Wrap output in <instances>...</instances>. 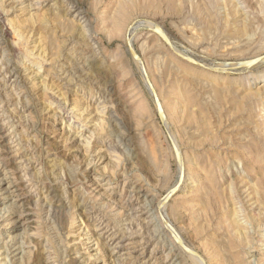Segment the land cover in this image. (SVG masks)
Instances as JSON below:
<instances>
[{
  "label": "rangeland",
  "instance_id": "374dc122",
  "mask_svg": "<svg viewBox=\"0 0 264 264\" xmlns=\"http://www.w3.org/2000/svg\"><path fill=\"white\" fill-rule=\"evenodd\" d=\"M0 215V264H264V0H0Z\"/></svg>",
  "mask_w": 264,
  "mask_h": 264
},
{
  "label": "bare ground",
  "instance_id": "6f19581e",
  "mask_svg": "<svg viewBox=\"0 0 264 264\" xmlns=\"http://www.w3.org/2000/svg\"><path fill=\"white\" fill-rule=\"evenodd\" d=\"M1 34H2V36H4V35L6 36V35H8V32H6V30H4V29H1ZM87 63H88V62H87ZM140 210H141V209H140ZM148 214H149V213H148ZM1 218H2V216L0 215V219H1ZM155 219H156V218H155ZM101 226H102V224L100 225V227H101ZM105 226H106V227H104L103 229H106V230H105V234H106V233H109V232H110L109 227H111V226H110L109 223H108V225H105ZM115 227H117V225H116ZM101 228H102V227H101ZM112 228H114V226H113ZM111 231H114V230H111ZM120 232H121V231H120ZM123 234H124V233H123ZM122 236H123V237H122ZM122 236L119 234L118 230H116V231L113 232V233L111 232V234L108 235V237H110L111 239H110V238H108V239H110L111 242H113V243H111L110 245L113 246L114 244H116V243H114V242H115L117 239L124 238V235H122ZM126 239H127V238H126ZM110 240H109V241H110ZM123 240H124V239H123ZM109 241H107V243H108ZM118 241H119V240H118ZM120 242H122V241L120 240ZM120 242H119V243H120ZM117 243H118V242H117ZM118 248H119V245H118L117 247L115 246L113 249H118ZM0 249H4V248H0ZM19 249H20V247L17 248V250H19ZM114 251H115V250H114ZM4 252H5V251H1V250H0V256H2L3 254H6V253H4ZM6 252H7V251H6ZM118 253H119V251L116 252V254H118ZM112 255H113V256H116V255H114V252L112 253ZM133 259H136V258H134V256H133ZM133 261H134V260H133ZM120 262H121V261L115 262V264H116V263L119 264ZM122 262H124V261H122ZM136 262H137V261H136ZM132 264H134V263L132 262Z\"/></svg>",
  "mask_w": 264,
  "mask_h": 264
}]
</instances>
